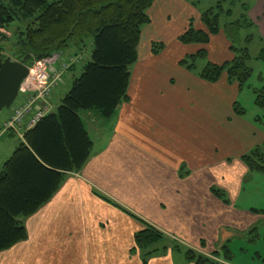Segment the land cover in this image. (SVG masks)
Here are the masks:
<instances>
[{"label": "crops", "instance_id": "0c3cea01", "mask_svg": "<svg viewBox=\"0 0 264 264\" xmlns=\"http://www.w3.org/2000/svg\"><path fill=\"white\" fill-rule=\"evenodd\" d=\"M247 1L250 6L249 19L264 35V0ZM208 8L203 9L199 0L154 1L149 10L151 22L143 27L140 40V44L145 46V54L138 60L141 69L138 73L134 68L131 71L128 99L116 112L119 111V117L110 139L100 149L95 148L93 141L92 153L85 166L80 171L68 172L58 192L36 213L25 218L28 238L1 251L0 264H85L84 236L110 237L112 231L114 236L121 235L120 231L130 235V229L126 226L115 228L108 223L116 219L111 218L110 214H105L104 210L109 207H113L114 210L116 208L94 195L92 190L94 186L108 194L115 193L114 185L119 188L129 186L128 183L132 181L133 176L141 186L144 180L149 184L148 186L155 189L157 201L152 202L156 207L155 219L159 226L168 230L179 229L176 221L180 215L181 205L191 203L194 210L207 208L210 210L211 183L206 182L201 187L191 175L195 172L197 160L194 155V157L189 155V150H193L190 141H211L213 113L222 116L219 114L221 110L219 106L227 105L222 96H216L213 89L221 87L220 82L226 83L227 79L223 77L215 83L202 79L198 74L199 71H190L183 67L181 60L203 48L207 50L209 58L210 50L207 47L218 38L219 34L223 36L225 43L229 44V40L225 32L221 31L211 36L212 40L208 44H184L180 41V36L191 24L195 28L206 29L202 14ZM0 31L5 30L0 29ZM155 43L164 45L157 54L153 51ZM233 56L226 60L232 59ZM215 59L218 62L217 58ZM194 103L200 105V117L191 118L189 122L178 119L179 109L192 107ZM230 108L232 109V105ZM10 115L11 111L5 116L4 123ZM92 116L93 127L94 123L99 124L104 121L100 116L96 118L94 114ZM229 119L233 123L246 126L247 134H245L249 139L252 135H256V132L250 129V124L233 111L229 113ZM87 129L91 136L90 128ZM98 129L101 130L100 127ZM0 135L1 143L5 138L2 133ZM5 141L6 143L0 145V171L20 144L12 138H6ZM256 141L254 139L245 150L240 148L241 145L235 146V151L239 152L234 153L245 154L260 144H254ZM136 162L141 166L137 167ZM199 162L203 167L200 166L198 169H203V174L209 172L207 169L210 167L206 166L210 163L209 155L207 158L204 154ZM242 164L247 167L243 162ZM196 186H200L199 188L203 190L199 199L192 195V193L197 194ZM180 189L184 191L180 193ZM233 192L237 193L238 189H234ZM181 194L188 198L191 195V199H187V202L182 204L179 200ZM230 201L232 202V199ZM127 202L128 200H123V205H127ZM219 202L222 211L228 209L227 204L220 199ZM118 213L119 220L129 217L121 211ZM203 215L207 217L209 214ZM128 219L131 221V218ZM237 219H234L235 223L236 221L238 223ZM104 220L107 221L106 224ZM213 221L216 222L217 218ZM243 221L247 225L254 222V220L246 222L245 219ZM235 227L233 226V229L243 231L240 225ZM227 231L221 230L223 239L232 234L231 231L230 234ZM88 251L90 253V247ZM170 258V262L163 264H195L173 260L172 256ZM153 263L156 262L150 261L147 264ZM141 264L145 263L141 262Z\"/></svg>", "mask_w": 264, "mask_h": 264}, {"label": "trees", "instance_id": "16d2710c", "mask_svg": "<svg viewBox=\"0 0 264 264\" xmlns=\"http://www.w3.org/2000/svg\"><path fill=\"white\" fill-rule=\"evenodd\" d=\"M154 1L0 0V29H8L16 23L22 25L17 28L20 29L18 46L22 53L16 59L27 58L28 66L67 49L81 52L89 38L94 45L92 59L84 63L81 75L74 78L58 110L46 115L26 132L25 140L20 141L0 171V252L28 238L25 218L36 213L58 192L68 172L80 171L89 160L94 144L81 112L98 111L103 118L110 119L128 99L131 69L139 60L142 30L151 22L149 10ZM224 1L202 14L205 30L191 24L180 36V41L208 44L211 36L224 31L233 58L221 63L208 61L198 74L212 83L226 77L228 83H238L242 88L253 71L247 63L250 50L244 45L245 40L249 44L253 35L247 34L244 39L242 31L256 28L249 19L247 0H229L232 4L229 8L224 7ZM236 5L240 15L234 19L232 6ZM223 15L230 20L224 17V23ZM3 35L5 37L3 33L0 36V61L6 59ZM163 48L160 43L153 45L156 54ZM260 54L264 59V48ZM188 56L190 63L186 58L181 65L195 71L197 60H207L208 53L203 48ZM262 86L256 88L255 93L256 104L264 110V84ZM233 109L239 116L245 111L238 102L234 103ZM262 145L258 144L242 155L241 160L250 174H246L243 181L254 172L264 173ZM211 191L225 204H230L226 190L213 185ZM103 199L144 222L109 197ZM144 223L145 229L135 236L137 245L143 249L163 236L161 230ZM223 250L225 257H230L228 247L224 246ZM187 261L212 264L192 251L188 252Z\"/></svg>", "mask_w": 264, "mask_h": 264}, {"label": "rangeland", "instance_id": "374dc122", "mask_svg": "<svg viewBox=\"0 0 264 264\" xmlns=\"http://www.w3.org/2000/svg\"><path fill=\"white\" fill-rule=\"evenodd\" d=\"M199 1L200 6L206 9L217 5L221 0ZM223 4L225 8H229V5H232L229 3V0H225ZM237 4H239V2ZM232 7L235 10L232 18L236 19L237 16L240 15V9L238 5ZM226 16L227 15H223L222 17L224 23L226 22L225 18L230 20V18ZM18 26L22 25L16 23L8 29H3L5 31H0V36L1 33L5 34V37L3 35V52L6 58L11 57L12 59H16L17 56L22 53L18 46V34H20V29H17L19 28ZM262 33L263 32L258 28L242 31L244 39H246L247 34L253 35L252 40L248 42L249 44L245 43L246 40L244 41V45H247L246 47L249 48L251 54L247 63L253 70L252 75L247 84L242 88L239 87L238 83L230 84L227 81L226 83L222 81L220 82L221 87L213 89L216 92V96H222L227 105L223 106L221 104L222 106H219L217 104L221 107L219 114L222 116H216L213 113L211 141H190L193 150H189V155L191 157L195 156L197 160L195 172L193 174L191 173V175H193V180L198 182L201 187L207 182L211 183V187L215 185L226 190L229 199H232V202L230 201V204H227L228 209L226 210L225 208V210L222 211L219 198L212 193L210 210L209 208L198 211L194 210L191 203L181 205L179 206L180 215L176 221L179 229L168 230L167 228L159 226L158 221L155 219L156 207L152 204V202L157 201V199H155V189L148 186L149 184L144 180L141 186L133 176L132 181L129 183L127 182L129 186L126 188H119L117 185H114L113 188L116 190L115 193L108 194L94 186L92 189L94 195H97V192L100 195L97 196L101 199L106 196L118 204H121L139 219L144 220L145 223L161 230L163 236L157 242L143 249L137 245L135 236L138 232L145 229L143 225L144 222L142 223L129 215V217H125L124 220H119L120 215L118 212L123 211L111 204L117 211L116 209H112L113 207H109V209L104 210V212L105 214H110L111 218L116 219V221L112 220L108 221V223L115 228H125L126 226V228L130 229L131 234H123V231H120L121 235L114 236L112 231L110 237L84 236L85 251L83 261L85 264H141V262L149 263L150 261L156 262L153 264H163L171 261L170 256H172L173 260L176 259L183 263L188 262L187 255L188 252L191 251L195 252V255L204 256L212 264H264V173L254 172L248 180L243 181L246 174H248V168L244 167L242 164L241 157L243 153H234L239 152L235 151V146L237 145H241L240 148L245 150L254 142V139L255 141L257 140L254 144L260 143V145H262L264 141V110L256 104L255 93V89L262 88L264 84V59L260 57L261 50L264 48V35ZM93 48V41L89 38L81 52L71 47L75 52L67 49L66 52L58 53L62 55L61 57L63 60L61 62H63V65L64 63H68L71 66L67 70L70 72L64 76L60 88L56 91V95H54L53 103L55 111L58 110L62 99L70 91L74 78L81 75L84 63L92 59ZM207 49L210 50V59H198L196 62L197 71H201L208 61L216 62L215 58H217L218 62H223L233 55L230 49V42L229 44L225 43L223 36L220 34ZM55 54L56 53L53 55ZM143 54H145V46L141 43L139 47V57L141 58ZM188 57L189 56L186 57L187 60H189L187 62L190 63L191 60ZM73 58L74 60H72ZM76 58H79L78 61ZM186 58L184 57V59ZM184 59H182L181 62H183ZM133 68L135 72L138 73L141 69V64H139V62L138 64L136 63L131 71H133ZM168 68L171 67L168 66ZM173 69H175V66ZM173 69H170L171 72H174ZM21 97L22 94H19L16 101L21 99ZM234 102H238L245 110L244 114L239 117L250 124V129L256 132V135H252L250 139L246 135V126L238 125L235 122L233 123L232 120L229 119V113H231V111L235 113L233 109ZM192 105V107L187 106L186 108L179 109L178 119L189 122L191 118H199L201 112L200 105L198 103ZM231 105L232 109L230 108ZM10 111L11 108H4L0 111V133L3 134L5 140L6 138H12L15 142L19 143L21 140L17 134L4 131V118L8 116ZM92 114H94L95 118L100 116V119L107 123H104V121L99 124L94 123L95 126L93 127ZM81 116L86 127L90 128L95 148L100 149L110 139L114 132L113 129L115 127V122L118 120L119 111L110 119L103 118L98 111H82ZM144 125H146V122H144ZM99 127L101 130L98 129ZM5 140L2 139L0 145L6 143ZM151 146L153 148L155 147V145ZM262 150L264 152V145H262ZM204 154L207 158L209 155L210 159V163L206 165L210 167L207 169L209 172L205 174H203V169H198L200 166L203 167L199 160L202 159ZM200 155L201 157L199 158ZM136 165L137 167L141 166L137 162ZM249 175L250 174H248V176ZM199 187L200 186H196L197 194L192 193V195L194 197L197 196L198 199L203 193V190ZM236 188L238 189L237 193L233 192ZM182 191H184V189H180V193H182ZM179 198L180 202L185 204L187 199H191V195L190 198H188L186 195L181 194ZM103 200L106 201L105 199ZM123 200H128V204L123 205ZM223 203L225 204V202ZM166 207L170 208L169 206ZM235 209H240L242 211H236ZM115 212L116 215H114ZM203 214L209 215L204 217ZM208 217L210 219H206ZM128 218H131V221ZM215 218H217L216 222L213 221ZM234 219H237L238 223L237 221L235 223ZM244 219L246 222H251L252 220H254V222L247 225V223H244ZM103 222L105 224L107 223L105 220ZM238 225H240L243 231L233 229V226L237 228ZM222 229L225 231L228 230L227 233L231 231L232 234L223 239V236H221ZM224 246L228 247L230 257H225L223 250ZM88 247H90V253Z\"/></svg>", "mask_w": 264, "mask_h": 264}, {"label": "built area", "instance_id": "2783aa9c", "mask_svg": "<svg viewBox=\"0 0 264 264\" xmlns=\"http://www.w3.org/2000/svg\"><path fill=\"white\" fill-rule=\"evenodd\" d=\"M61 56L56 53L37 61L29 68V75L20 87L22 97L12 106L11 115L3 124L4 131L24 138L27 131L52 111L53 96L71 66L68 63L63 65ZM78 59L76 58L77 61Z\"/></svg>", "mask_w": 264, "mask_h": 264}, {"label": "water", "instance_id": "95a60500", "mask_svg": "<svg viewBox=\"0 0 264 264\" xmlns=\"http://www.w3.org/2000/svg\"><path fill=\"white\" fill-rule=\"evenodd\" d=\"M26 60L7 57L0 61V111L10 108L16 100L21 84L29 74Z\"/></svg>", "mask_w": 264, "mask_h": 264}]
</instances>
